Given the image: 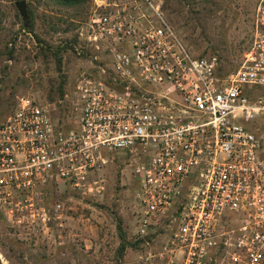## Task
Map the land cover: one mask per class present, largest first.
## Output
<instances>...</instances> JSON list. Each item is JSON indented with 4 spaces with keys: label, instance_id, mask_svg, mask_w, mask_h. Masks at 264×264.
Wrapping results in <instances>:
<instances>
[{
    "label": "built area",
    "instance_id": "2783aa9c",
    "mask_svg": "<svg viewBox=\"0 0 264 264\" xmlns=\"http://www.w3.org/2000/svg\"><path fill=\"white\" fill-rule=\"evenodd\" d=\"M92 7L81 34L107 55L112 84L79 80L70 126L19 98L0 122V215L24 239L61 245L68 215L54 188L99 197L101 171L122 155L137 182L134 264H212L221 246L231 264H264V133L250 128L264 116V0L225 76L193 55L161 0Z\"/></svg>",
    "mask_w": 264,
    "mask_h": 264
},
{
    "label": "rangeland",
    "instance_id": "374dc122",
    "mask_svg": "<svg viewBox=\"0 0 264 264\" xmlns=\"http://www.w3.org/2000/svg\"><path fill=\"white\" fill-rule=\"evenodd\" d=\"M34 19V34L13 30L21 19L16 6L0 0V122L27 96L46 105L57 124L70 126L77 114L76 84L87 77L108 75L109 59L85 42L84 26L94 9L92 0L68 8L48 0H25ZM164 4L166 0H161ZM205 1L206 5L203 4ZM182 4V12L171 7ZM258 0H169L165 15L193 55L216 59L220 76L238 69L250 44L251 20ZM207 7L203 27L186 23L188 11ZM14 15L16 17L14 18ZM14 21V24H13ZM15 38L13 59L7 60L4 44ZM10 47V44H9ZM59 51L57 57L53 53ZM58 58L60 62L58 63ZM63 97H59V88ZM264 133V116L250 124ZM101 171L106 178L104 193L96 198L81 196L66 185L54 188V198L64 204L68 234L61 245L24 239L0 215V264H134L135 200L137 182L132 163L122 155L109 157ZM125 232L127 246L117 249V222ZM225 228L234 222L226 220ZM212 264H231L221 246Z\"/></svg>",
    "mask_w": 264,
    "mask_h": 264
},
{
    "label": "trees",
    "instance_id": "16d2710c",
    "mask_svg": "<svg viewBox=\"0 0 264 264\" xmlns=\"http://www.w3.org/2000/svg\"><path fill=\"white\" fill-rule=\"evenodd\" d=\"M5 1L9 3V5L11 6L12 9H14L15 2L17 0H5ZM48 1L52 2L53 4L59 5L61 7L68 8L71 6L79 5V4L84 3L85 1H88V0H48ZM207 2H211V1H205V2H203V4L206 5ZM168 3H169V0H166L165 4L162 2L163 10H166L168 8L167 7ZM177 5H178V7H171V11L176 12V13H181L182 9H183L181 2H177ZM201 7H202L201 10H199L197 12H194L191 10L188 11V14H190V15H188L186 17V23L185 24H187V22H190L192 24L193 28L203 27L202 21H204V18L206 17L207 13L210 10L207 9V7H205V6H201ZM15 17H16V15H14V18ZM13 24H14V21H13ZM17 24H19V27L16 30H13L12 34L16 35L17 31L18 32L23 31V32H28V33L34 34V19H33V15H32L30 10L28 11V17L27 18L21 17V19H19V21H17ZM14 40H15V38L13 37L9 41H6L4 44L3 49L6 48V53L4 52L3 54H5L7 56L6 57L7 60L13 59L14 49L12 48V46H13ZM9 44H10V47H9ZM1 54H2V52L0 50V55ZM58 55H59V51H56L53 53L54 57H57ZM59 62H60V59L58 58V63ZM111 77H112V75L108 71V75L104 74V75L100 76L99 78H101L102 80H104L107 83L112 84ZM115 86H116V88H119L118 85H115ZM58 92H59V97L62 98L63 94H64L62 86H60ZM116 228H117V232H118V238L120 241L118 249H117V254H118V256H121L123 254L126 246H127L125 232L123 231L122 226H121V220H119L117 222ZM132 245L137 246V248H138L139 241L135 240L132 243Z\"/></svg>",
    "mask_w": 264,
    "mask_h": 264
},
{
    "label": "water",
    "instance_id": "95a60500",
    "mask_svg": "<svg viewBox=\"0 0 264 264\" xmlns=\"http://www.w3.org/2000/svg\"><path fill=\"white\" fill-rule=\"evenodd\" d=\"M16 9L19 12V15L22 18H27L28 17V8H27V3L25 0H17L15 2Z\"/></svg>",
    "mask_w": 264,
    "mask_h": 264
}]
</instances>
